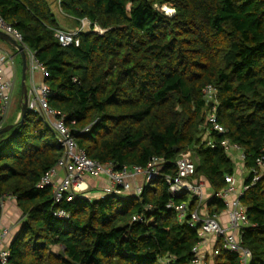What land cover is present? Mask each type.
Returning <instances> with one entry per match:
<instances>
[{
    "label": "trees",
    "instance_id": "1",
    "mask_svg": "<svg viewBox=\"0 0 264 264\" xmlns=\"http://www.w3.org/2000/svg\"><path fill=\"white\" fill-rule=\"evenodd\" d=\"M60 9L75 26L86 20L104 33H82L79 45L63 47L46 0H0V16L35 53L53 92L50 105L64 115L78 148L117 171L145 168L154 158L165 163L139 195L56 204L52 189L38 186L64 149L28 110L23 123L21 117L0 134V199H14L23 214L10 244L12 264H191L197 233L168 207L165 177L176 174L181 153L192 151L199 159L194 179L224 190L235 173L224 139L245 150L249 169L255 166L264 148V0H61ZM207 86L218 90L227 130L211 135L216 149L202 142ZM241 201L253 225L242 231V244L252 252L250 264H264V178ZM210 205L224 210L216 199ZM61 209L68 220L54 216ZM214 264L240 262L221 250Z\"/></svg>",
    "mask_w": 264,
    "mask_h": 264
},
{
    "label": "built area",
    "instance_id": "2",
    "mask_svg": "<svg viewBox=\"0 0 264 264\" xmlns=\"http://www.w3.org/2000/svg\"><path fill=\"white\" fill-rule=\"evenodd\" d=\"M61 0H59L60 3ZM89 31L85 27L78 28L72 32L56 31V38L63 47L79 45V35L90 31L103 34L104 31L95 27ZM0 32L8 35L19 45L23 46L29 61V70L32 72L40 69L46 75L42 65L36 59V55L24 43L23 35L0 16ZM5 57H0V130L6 125L11 104L13 101V83L5 79L4 64ZM218 90L213 86H207L203 90V99L206 103L207 114L206 123L203 126L202 142L211 149L218 147L216 140L211 138L212 134L224 136L227 130L219 120V101ZM53 92L47 84L36 88L28 89V110L40 115L45 122L52 128L59 145L64 149L62 157L57 165L49 171L39 183L38 188L49 187L52 189L56 204L63 201L73 202L79 196L87 199L90 195V187L86 179L106 178L108 185L99 191V199L107 197H127L131 195L133 182L142 177L144 183L158 180L161 177V169L165 160L154 158L147 167L123 168L117 171L112 164H101L91 160L86 153L81 151L71 131L66 126L64 115L53 109L50 100ZM225 153L232 159L234 164H246L247 154L245 150L232 143L229 139H224L220 144ZM199 159L191 151L183 152L179 156L176 164V174L166 176L165 180L169 186L172 201L169 208L176 212L179 223L187 225L197 233L198 243L193 250V260L191 264H207L206 256L202 253V247L207 243L209 237L221 241L220 250L236 254L240 264H250L252 262V252L243 246L241 233L244 229L253 227L250 223L247 208L241 199L245 192L255 186L264 178V148L260 156L255 161V166L248 170V177L251 183L246 185L244 182L238 188L235 185V175L226 177V188L220 192H213L207 197L206 186L194 179ZM61 172L64 174L61 176ZM142 188L136 192L139 195ZM216 199L223 203L228 221L223 224L220 220V213L210 212L206 207L208 200ZM180 203H176V201ZM197 203L194 210L191 205ZM54 216L59 220H68L69 214L65 210H58ZM135 220H137L135 218ZM12 229L0 225V264H12L11 251L8 241L11 239ZM173 259L168 258L165 264H171Z\"/></svg>",
    "mask_w": 264,
    "mask_h": 264
},
{
    "label": "crops",
    "instance_id": "3",
    "mask_svg": "<svg viewBox=\"0 0 264 264\" xmlns=\"http://www.w3.org/2000/svg\"><path fill=\"white\" fill-rule=\"evenodd\" d=\"M46 1L50 5V8L53 11V13H55L56 11V13L60 14L59 16V15H56L55 13L57 19L58 20L62 19L63 21L62 23H60L59 21L61 25V29H62L61 31L72 32L83 26L86 28V25L90 24L89 21L85 20L82 22L81 26H75L73 19L62 13L60 9L59 0H46ZM0 57H5L7 59L4 64L5 65L4 66L5 79L7 81L12 82L14 86L13 101H12L9 115H8L6 125H5V127H8V126L15 125L21 118L20 108H21V97L22 96L20 94L18 98L16 97V88H17V85L21 83L20 85H21V90H22V61L20 65L18 60L21 57L17 53H15L13 50H11V48L5 42L1 40H0ZM45 80H46L45 74L40 69H37L33 72L29 70L26 84H27L28 89H31L32 87L38 88L42 86L43 84H45ZM234 166H235L234 175H239L240 177H244V176L248 177L247 175H248L249 168L247 167V164L237 163V164H234ZM63 175L64 174L61 172V176ZM86 181L89 187L92 188L90 191V196L99 195L98 194L99 189L101 190L108 185V182L106 178L104 177H100V178L88 177ZM199 182L203 183L206 186L207 197H210V195H212L213 193V190L211 189V186L209 185V183L205 179H201ZM236 183L237 182L235 180V184ZM143 184H144V179L142 177L137 178L132 184L133 188H132L131 195H136L137 190L139 188H142ZM240 186L241 185H239V187ZM211 199L208 200L206 207L209 209L210 212L213 213L212 210L215 207L210 205ZM1 203H2V214H1V219H0V225L9 227L12 229L11 239L8 241L9 246H10L13 240V237L16 235L18 228L23 221V214L18 208L17 203L14 199L7 197L5 199H1ZM196 204L197 203H193L191 205V209L193 207L192 210L196 208L197 206ZM220 220L223 224H226L228 221V215L226 213L225 206H224V210L220 212ZM220 247H221L220 240H216L213 237L208 238L206 245L202 247V253L205 254L206 256L207 264H214V258L220 253L219 252L217 254V252L220 250Z\"/></svg>",
    "mask_w": 264,
    "mask_h": 264
},
{
    "label": "water",
    "instance_id": "4",
    "mask_svg": "<svg viewBox=\"0 0 264 264\" xmlns=\"http://www.w3.org/2000/svg\"><path fill=\"white\" fill-rule=\"evenodd\" d=\"M0 40L5 42L10 48L17 51V54L21 57V61H22L21 117L23 118L21 122L23 123L24 118L28 111V87L26 84L27 76L29 72L28 57H27L24 47L19 45L15 40H13L8 35L0 32ZM13 128H14V125L5 127L0 132V134H5L7 132H10ZM1 214H2V203L0 199V219H1Z\"/></svg>",
    "mask_w": 264,
    "mask_h": 264
},
{
    "label": "rangeland",
    "instance_id": "5",
    "mask_svg": "<svg viewBox=\"0 0 264 264\" xmlns=\"http://www.w3.org/2000/svg\"><path fill=\"white\" fill-rule=\"evenodd\" d=\"M169 8V9H168ZM161 11H164L166 14H172L174 11L171 9V7L170 6H164L163 8H161ZM55 13H56V11H55ZM56 15H59L60 16V14L59 13H56ZM59 21H60V23H62L63 21H62V19H59ZM19 63H20V65H21V58H19ZM21 84V83H20ZM20 84H18L17 85V88H16V97L18 98L19 96H20V94H21V85ZM57 144L59 145V143H58V141H57ZM192 152V151H191ZM193 153V152H192ZM242 178H244V179H242ZM245 176L244 177H240L239 175H235V180H236V187H239V185H241L242 184V182L245 180ZM90 189H92L91 187H90ZM99 191H100V189H99ZM99 195H97V196H90V195H88V198H91V199H93V198H97ZM59 250V248L58 247H55L54 248V251L55 252H57Z\"/></svg>",
    "mask_w": 264,
    "mask_h": 264
},
{
    "label": "bare ground",
    "instance_id": "6",
    "mask_svg": "<svg viewBox=\"0 0 264 264\" xmlns=\"http://www.w3.org/2000/svg\"><path fill=\"white\" fill-rule=\"evenodd\" d=\"M168 9H169V8H168ZM173 13H174V12H173ZM173 13H172V14H173ZM88 27H89V25L87 24V25H86V28H85L86 31H89V28H88ZM248 176H249V175H248ZM247 178H248V177H247Z\"/></svg>",
    "mask_w": 264,
    "mask_h": 264
}]
</instances>
